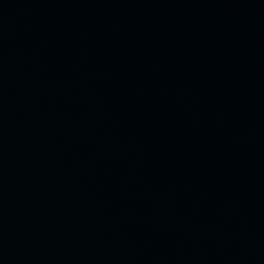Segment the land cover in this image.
<instances>
[{
    "label": "water",
    "instance_id": "water-1",
    "mask_svg": "<svg viewBox=\"0 0 264 264\" xmlns=\"http://www.w3.org/2000/svg\"><path fill=\"white\" fill-rule=\"evenodd\" d=\"M0 264H264V0H0Z\"/></svg>",
    "mask_w": 264,
    "mask_h": 264
}]
</instances>
